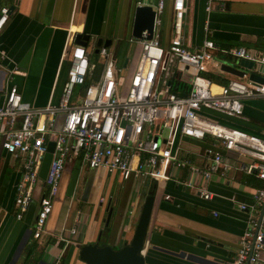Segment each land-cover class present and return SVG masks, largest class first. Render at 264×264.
Returning a JSON list of instances; mask_svg holds the SVG:
<instances>
[{"label":"crops","instance_id":"1","mask_svg":"<svg viewBox=\"0 0 264 264\" xmlns=\"http://www.w3.org/2000/svg\"><path fill=\"white\" fill-rule=\"evenodd\" d=\"M139 1L7 0L11 14L0 34V50L6 54L0 59V105L13 84L19 87L23 100L34 107L59 102L67 81L69 49L76 44L78 34L90 36L86 47L92 62L90 78H98L104 67L99 56L100 39L109 42L118 66L125 72L135 69L141 53L140 39L133 34ZM160 1L151 0L155 11ZM162 1L164 10L155 37L168 48L173 36L174 0ZM2 4L0 1V7ZM184 39L191 51L202 46L205 39H212L223 48L240 46L264 55V0H188ZM122 48L125 51L119 60ZM240 61L217 53L208 63L205 73L212 79L214 91L233 79L250 81L222 70V64L228 63L248 71ZM253 62L254 70L264 77V64ZM158 79L163 90L189 94L191 73L172 55L167 56V68ZM81 90L76 89V96ZM207 114L229 126L261 134L264 97L245 99L241 117L215 111ZM62 119L60 115L58 127ZM178 142L180 156L190 158L194 165L207 166L205 150L214 147L229 169L220 167L205 180L189 169L171 165L168 174L173 178L143 181L135 176L123 180L118 172L105 168L90 169L79 159L67 161L52 213L39 238L34 236V226L40 197L47 190L45 180L40 177L32 205L18 219L16 186L23 159L7 153L0 142V264H87L79 255L85 244L100 242L122 248L132 240L143 204L154 188L143 250L145 264H231L249 226V212L241 210L239 204L252 205L254 193L264 187V181L247 171L254 161L251 156L226 150L214 136L204 140L182 136ZM176 179L191 180L194 187ZM200 188L212 192L213 198L204 199ZM109 206L113 207L111 215ZM255 264H264V252Z\"/></svg>","mask_w":264,"mask_h":264},{"label":"built area","instance_id":"2","mask_svg":"<svg viewBox=\"0 0 264 264\" xmlns=\"http://www.w3.org/2000/svg\"><path fill=\"white\" fill-rule=\"evenodd\" d=\"M0 34L8 23L11 7L0 0ZM212 0H210L211 2ZM151 0H140L139 6ZM188 0H174L173 36L168 48L158 37L140 39L141 53L135 69L125 72L117 65L115 54L102 46L99 50L104 65L98 78L91 77L92 62L87 48L71 44L67 81L60 100L43 107H34L23 100L19 87L11 85L0 105V142L4 150L23 159L21 178L16 186L17 218L22 219L35 199L40 170L48 152V144L55 143L53 158L45 179L46 192L40 197L34 236L41 237L52 213L65 163L79 159L90 169L105 168L118 172L123 180L135 176L141 180L173 178L169 167L189 169L205 180L229 169L223 155L214 147L205 154L209 163L204 168L181 157L179 139L182 136L204 140L208 135L219 140L226 150L251 156L254 161L249 173L264 181V130L261 134L247 132L209 117L215 111L231 117H241L245 99L264 97V83L230 80L220 91L212 89V80L206 75L207 65L217 53L264 64V55L249 52L244 47L223 48L212 39L191 51L185 45L184 17ZM210 8V6H209ZM156 25L163 13L161 0L156 8ZM191 73V87L187 96L158 87V78L167 68V56ZM0 50V59H5ZM15 72V71H13ZM84 93L76 96V89ZM63 116L61 127L57 126ZM194 187L192 181L176 179ZM201 196H214L200 188ZM166 197H170L167 195ZM249 212L248 228L239 241L238 252L231 264H255L264 252V187L254 193V203L239 204ZM76 232V229H73Z\"/></svg>","mask_w":264,"mask_h":264},{"label":"water","instance_id":"3","mask_svg":"<svg viewBox=\"0 0 264 264\" xmlns=\"http://www.w3.org/2000/svg\"><path fill=\"white\" fill-rule=\"evenodd\" d=\"M156 11L150 4L138 6L135 13L134 31L133 34L137 39H152L155 30ZM76 44L89 46L90 36L87 34H78L75 40ZM99 46L109 47V42L99 40ZM241 66L246 70H240L231 64L223 63L222 70L233 73L239 77H248L250 81L264 83V77L257 74L254 70L255 64L253 61L241 59ZM55 143L48 144V152L45 155L40 177L45 180L53 158ZM155 201V188L151 190L143 204L138 223L135 228L134 236L129 243H126L122 248L115 249L110 245H101L100 242L85 244L80 249V259L87 264H145L146 257L144 247L148 235L149 225L152 217V211ZM110 215L113 212V207L109 206Z\"/></svg>","mask_w":264,"mask_h":264},{"label":"rangeland","instance_id":"4","mask_svg":"<svg viewBox=\"0 0 264 264\" xmlns=\"http://www.w3.org/2000/svg\"><path fill=\"white\" fill-rule=\"evenodd\" d=\"M124 51H125V50L122 48V50L120 51V54H119V60H120L121 58H123ZM84 88H85V87H83L82 90H81L82 93H84V90H85Z\"/></svg>","mask_w":264,"mask_h":264},{"label":"trees","instance_id":"5","mask_svg":"<svg viewBox=\"0 0 264 264\" xmlns=\"http://www.w3.org/2000/svg\"><path fill=\"white\" fill-rule=\"evenodd\" d=\"M212 80V79H211Z\"/></svg>","mask_w":264,"mask_h":264}]
</instances>
